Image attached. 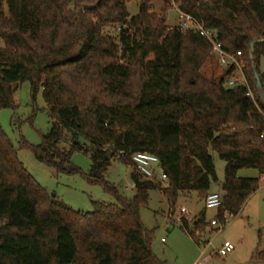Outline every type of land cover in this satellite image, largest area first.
<instances>
[{
    "label": "trees",
    "instance_id": "obj_1",
    "mask_svg": "<svg viewBox=\"0 0 264 264\" xmlns=\"http://www.w3.org/2000/svg\"><path fill=\"white\" fill-rule=\"evenodd\" d=\"M126 1L0 0V109H16L14 95L29 81L33 102L42 90L52 120L39 144L21 137V147L57 171L83 173L116 200L94 201L92 211H82L50 195L0 122V264H167L152 249L141 209L154 189L173 212L180 197L205 200L219 181L211 150L225 162L222 223L260 187L264 97L256 75L264 91V0H174L217 32L225 52H241L247 84L235 87L227 85L234 65L219 78L202 71L214 57L209 39L167 25L170 1L156 12V0H138L133 16ZM75 152L91 155L87 173L72 162ZM136 152L159 158L167 187L136 167L132 197L106 180L108 153L133 164ZM245 168L259 176L240 177ZM181 222L197 240L208 225L206 208L192 228L186 217ZM259 257L264 262V252Z\"/></svg>",
    "mask_w": 264,
    "mask_h": 264
},
{
    "label": "rangeland",
    "instance_id": "obj_2",
    "mask_svg": "<svg viewBox=\"0 0 264 264\" xmlns=\"http://www.w3.org/2000/svg\"><path fill=\"white\" fill-rule=\"evenodd\" d=\"M165 0L154 1V9L159 12ZM170 1L168 11V26H176L179 23V11ZM224 0H222L223 2ZM127 9L131 16L139 12L138 0H127ZM222 9L226 7L220 5ZM212 60L202 68L208 76H221L224 69L213 53ZM234 72L235 78H242V66ZM260 68L264 72V58L261 59ZM241 69V70H240ZM17 105L16 109H0V122L10 137L19 157L47 192L55 196L76 210L92 211L94 201L103 203H114L115 197L108 193L101 184L91 183L83 173L68 174L57 171L40 162L30 149L21 147V137L31 144H39L42 135L46 134L51 126L52 120L48 114V107L43 98L42 90L37 94L36 102L31 96V83H21L14 95ZM66 135V134H65ZM69 139V136L67 135ZM62 148L68 150V141L61 143ZM215 161L219 181L213 183L211 191L221 192L220 186L224 180L225 162L217 153L211 150ZM72 162L83 172L87 173L91 166V155L83 152H75ZM111 164L106 171V180L114 184L118 190L127 197L135 193L134 182L131 178L133 167L118 158L110 159ZM240 177H258L256 169L245 168L238 173ZM205 200H198L195 193L190 197H180L174 212L160 189L150 192V201L147 207L141 209V220L144 226L153 231L152 249L156 256L167 264H194L198 259H205L207 264H264L259 254L264 252V175L261 177L259 189L253 193L244 203L236 216H231L226 223L219 222L212 226L211 220L217 218V210L206 209L207 227L196 234L195 240L181 222V217H186L193 227L192 221L199 217L204 209ZM185 207L187 214H181L180 209ZM225 241L235 245V249L224 257L216 253Z\"/></svg>",
    "mask_w": 264,
    "mask_h": 264
},
{
    "label": "built area",
    "instance_id": "obj_3",
    "mask_svg": "<svg viewBox=\"0 0 264 264\" xmlns=\"http://www.w3.org/2000/svg\"><path fill=\"white\" fill-rule=\"evenodd\" d=\"M179 11V23L178 28L181 31L194 30L205 36L213 44L214 52L217 53V58L222 66H235V71L240 68L239 63L241 52L227 53L222 48L217 40V32L208 28H205L200 22H198L190 14ZM241 70V69H240ZM234 71V72H235ZM246 79L242 73V78H235L234 75L231 79L227 81V85L230 87H235L239 85H245ZM251 95V94H250ZM132 162L136 167L137 171L141 173L145 178L149 180H157L161 183L162 187H167L169 185L168 176L163 171L159 158L149 152H136L131 156ZM205 208L218 210L222 205V196L218 191H211L204 201ZM181 214H187L188 211L185 207L180 209ZM224 217L228 219L230 214L227 212ZM220 220L214 218L211 220V225H218ZM235 249V245L230 241H225L222 246L217 250V255L219 257H224L228 255ZM194 264H207L205 259H198Z\"/></svg>",
    "mask_w": 264,
    "mask_h": 264
},
{
    "label": "water",
    "instance_id": "obj_4",
    "mask_svg": "<svg viewBox=\"0 0 264 264\" xmlns=\"http://www.w3.org/2000/svg\"><path fill=\"white\" fill-rule=\"evenodd\" d=\"M255 43H257V40H254L253 43H252V46H251V53H252V51H253V46L255 45ZM256 78H257V81H258L259 91H260L261 95L264 97L263 87H262V84H261V81H260V77H259L258 74L256 75ZM108 158H109V159L112 158V154H111V153H108Z\"/></svg>",
    "mask_w": 264,
    "mask_h": 264
},
{
    "label": "crops",
    "instance_id": "obj_5",
    "mask_svg": "<svg viewBox=\"0 0 264 264\" xmlns=\"http://www.w3.org/2000/svg\"><path fill=\"white\" fill-rule=\"evenodd\" d=\"M239 173V172H238ZM211 192V191H210Z\"/></svg>",
    "mask_w": 264,
    "mask_h": 264
}]
</instances>
